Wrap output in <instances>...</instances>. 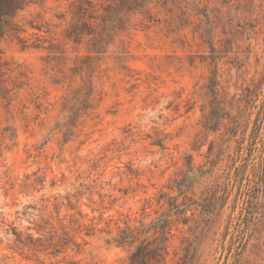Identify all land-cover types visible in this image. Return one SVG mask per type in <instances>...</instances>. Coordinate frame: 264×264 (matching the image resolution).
<instances>
[{"label":"rangeland","instance_id":"obj_1","mask_svg":"<svg viewBox=\"0 0 264 264\" xmlns=\"http://www.w3.org/2000/svg\"><path fill=\"white\" fill-rule=\"evenodd\" d=\"M16 22L0 57V264H128L104 239L164 215L162 264H264V0H168L131 17L66 142L55 126L89 38L66 37L71 0Z\"/></svg>","mask_w":264,"mask_h":264},{"label":"trees","instance_id":"obj_2","mask_svg":"<svg viewBox=\"0 0 264 264\" xmlns=\"http://www.w3.org/2000/svg\"><path fill=\"white\" fill-rule=\"evenodd\" d=\"M43 0H0V57L1 43L11 32L18 30L16 16L30 4ZM168 0H71L73 22L67 31V39L74 43H82L89 38L91 55L82 59L80 71V87L73 92V97L66 100L62 108V121L55 129L63 132L66 142L74 135L73 129L77 122L95 108L94 86L92 76L97 64L103 59L108 49L117 41L118 34L126 31L131 25V17L136 14L149 13L152 4H165ZM127 51H119L117 61L122 63L127 59ZM87 235L93 236L96 231L94 223L86 226ZM145 229V230H144ZM102 231V230H101ZM105 232V231H104ZM171 221L169 215H164L149 226L141 228L126 225L119 228L117 234L105 238L108 245L128 249V264H162L167 255V244L170 239ZM111 234L110 231H106ZM151 234V238H143ZM16 241L33 251H39L37 243L41 239H34L28 235L26 242L21 233L15 231ZM62 245L73 242L69 234L63 232L59 238ZM36 243V244H35ZM30 244V245H29ZM78 246V245H77Z\"/></svg>","mask_w":264,"mask_h":264}]
</instances>
